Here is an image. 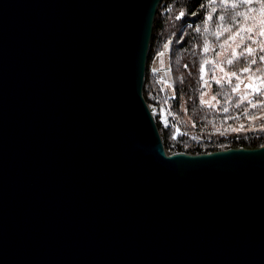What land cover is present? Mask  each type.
<instances>
[{"label": "water", "instance_id": "obj_1", "mask_svg": "<svg viewBox=\"0 0 264 264\" xmlns=\"http://www.w3.org/2000/svg\"><path fill=\"white\" fill-rule=\"evenodd\" d=\"M162 0H0V264H264V145L169 152L145 94Z\"/></svg>", "mask_w": 264, "mask_h": 264}, {"label": "trees", "instance_id": "obj_2", "mask_svg": "<svg viewBox=\"0 0 264 264\" xmlns=\"http://www.w3.org/2000/svg\"><path fill=\"white\" fill-rule=\"evenodd\" d=\"M260 15L264 16V0H162L154 23L144 94L150 105L170 110L169 125L156 118L167 149L204 153L264 145V129L258 128L264 119L256 120L264 115V87L247 97L240 90L249 75L264 78V38L245 30ZM243 33L252 51L222 62L228 73L236 75L222 81L212 79L219 53ZM166 50L169 94L162 90L161 74L150 70L153 59ZM245 68L248 71H242ZM207 77L212 79L214 106L203 101Z\"/></svg>", "mask_w": 264, "mask_h": 264}, {"label": "rangeland", "instance_id": "obj_3", "mask_svg": "<svg viewBox=\"0 0 264 264\" xmlns=\"http://www.w3.org/2000/svg\"><path fill=\"white\" fill-rule=\"evenodd\" d=\"M245 30L249 33H256L257 35H261L264 38V16L260 15L257 17V20L252 24L245 27ZM246 32V31H245ZM246 43V34H237L232 41L228 42L221 53L218 55V64L217 70L215 75L212 79L216 81H222L226 78L232 76L228 73L225 67L222 65V62L225 60H232L235 57L240 56L245 52H249L248 49H253L250 45L248 46ZM256 43V42H255ZM259 44V43H258ZM264 45V41L262 42ZM168 51H164L157 57H155L152 61L151 71H157L160 75V84L164 93H168L171 91V87L169 86L170 82V71H169V61H168ZM157 61V62H156ZM212 79L207 77L206 80V90L203 94V101L208 106H214L217 104L216 99L212 92ZM244 79V78H243ZM252 85L253 87H249ZM264 87V78L263 77H256L254 75H249L246 77L245 82L242 84V88L240 89L242 93L245 94L247 97L251 93L259 91ZM172 92V91H171ZM245 97V98H246ZM153 111V114L156 118L165 126L169 125L170 123V110L165 106L159 105H150ZM264 119V115H260L256 118L257 121ZM259 126V127H258ZM258 128L264 129V124H259ZM169 152H174L173 150L167 149Z\"/></svg>", "mask_w": 264, "mask_h": 264}, {"label": "snow or ice", "instance_id": "obj_4", "mask_svg": "<svg viewBox=\"0 0 264 264\" xmlns=\"http://www.w3.org/2000/svg\"><path fill=\"white\" fill-rule=\"evenodd\" d=\"M181 15H183V13H181ZM167 46V45H166ZM208 49H207V47L205 48V51H207ZM248 51L249 52H251L252 50L249 48L248 49ZM261 59H264V57H261ZM229 63H231V61H229ZM242 71H248V69L247 68H245V69H242ZM231 75H236V73H231ZM249 87H253L252 85H249ZM258 91H259V89H257Z\"/></svg>", "mask_w": 264, "mask_h": 264}, {"label": "crops", "instance_id": "obj_5", "mask_svg": "<svg viewBox=\"0 0 264 264\" xmlns=\"http://www.w3.org/2000/svg\"><path fill=\"white\" fill-rule=\"evenodd\" d=\"M157 62V61H156Z\"/></svg>", "mask_w": 264, "mask_h": 264}]
</instances>
